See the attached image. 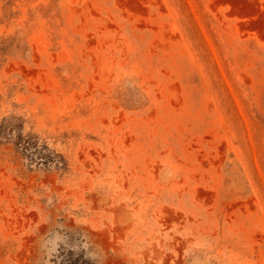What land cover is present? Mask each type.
Wrapping results in <instances>:
<instances>
[{
  "label": "rangeland",
  "instance_id": "rangeland-1",
  "mask_svg": "<svg viewBox=\"0 0 264 264\" xmlns=\"http://www.w3.org/2000/svg\"><path fill=\"white\" fill-rule=\"evenodd\" d=\"M0 264H264V0H0Z\"/></svg>",
  "mask_w": 264,
  "mask_h": 264
}]
</instances>
